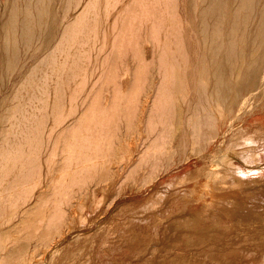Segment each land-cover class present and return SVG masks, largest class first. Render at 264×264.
Wrapping results in <instances>:
<instances>
[{"label":"rangeland","instance_id":"rangeland-1","mask_svg":"<svg viewBox=\"0 0 264 264\" xmlns=\"http://www.w3.org/2000/svg\"><path fill=\"white\" fill-rule=\"evenodd\" d=\"M6 1L7 0H0V4L4 5L6 4ZM62 1L64 0H53L52 12L56 17V29L54 30L56 37L55 39L53 37L46 40V46L48 48L50 47V49L54 48L55 45L59 42L61 31L64 25L73 17H75L80 9L78 7L76 8V10L74 9L66 13L62 5ZM84 1L85 0H83V2ZM181 1L183 0H180V2ZM236 1L238 0H230V3L234 5L233 2L236 3ZM54 2L56 3L54 4ZM128 3H130V0H97V30L95 31V33H97V36L95 37L96 34L94 35L92 33L91 38L89 39L90 41L88 40L85 43L86 45H84V49L87 50L85 56L86 54H88V56L90 55L89 58L91 57V59H84L86 63L85 66L88 64L89 69L88 65L87 68L84 67V70H86V72H82L83 76L79 75L78 77H76L72 82H70L69 85L66 86L64 90L65 112L69 110L71 104H75L77 106L76 113L80 111L84 112L87 107L90 108L91 106H94V108H91L95 110L92 111L91 108L90 110L87 109L88 112H86V114L89 113V115L93 117H91L92 119L90 118L91 121L96 122L99 117L101 120H98V125L95 122H90V120L86 121L85 124L89 126L90 124H88V122H90V126H93L92 123H94L95 127H93V129L95 130L97 128L95 131H97V133L100 132L97 137L100 134L103 135H100L102 137H98L99 140L97 138L98 144H96L97 146H95L97 148L98 146H101V148H99L101 149L100 151L105 149L106 151L109 150L107 152L104 151L99 154L101 157L98 156V163L96 161V156L94 155V157L92 155L93 151L91 152L90 150L91 154L89 153V157L91 155L90 158L92 159H89V163L88 161L85 162V167L87 166V164H90V166H87L86 168L83 167L85 170H81L80 173H78L79 171L73 172L75 171L74 169L72 172H69L71 169H68L67 173L65 171V173L68 175L65 176V181L67 183L73 181L74 183L72 184L77 183L75 185H79L78 188L80 187V185L82 186L81 188H83H79L81 189L79 190L77 187H75V189L77 188L76 190H78L80 194L79 196H81V194L83 193V197H79L80 199L78 200V202L80 200L82 202L80 201L81 203L79 202L80 204H78L76 200L75 203L78 204V206L81 205L80 207L75 205V209L78 207L76 210H79L80 214H78L79 212L75 211L76 217H74V221L73 223H71L73 224V226H71L72 228L67 225V227L65 226L66 229L62 228L63 230H67V234L63 238L61 237V232H63L61 231L62 229L55 230L52 233L53 235L51 234V237L49 236V238L47 237L45 239L46 241H43L41 239L37 240V236L27 237L26 228L22 229L24 230V233L20 231L22 236H19L20 232L14 234L12 233L11 235H9V238L5 239L7 241L2 240V243L5 242L7 244L6 245L4 243L6 246H10L13 248L19 245H26L25 247H22V249L27 247L28 248L22 250L20 248L21 246L19 247L23 256L20 255V252L19 256L17 255L18 253L14 255L9 253L8 255L7 251L5 252L2 250L1 252L0 249V264H7L5 262L3 263V261L6 260L9 261L8 264H20L21 262V264H37L39 259L36 256H38L42 251L40 247L42 246L43 248V246H47L46 244H50V241L53 242L51 244H54V247L58 246V254H61H59L60 257L57 260L56 264H264V246L261 247L262 245L259 243L258 249H254L256 247L253 248L252 244L247 246L245 245L243 247V245H237L238 241L236 240L240 238V235H238V233L236 232L237 227L245 228L246 226L250 225V223L256 218H259V222H262L264 218V82H262L260 79L258 80L257 78V80L253 81L250 84L241 85L237 90H235L236 96L233 95V97L228 101H226L224 98L223 103L219 102L216 98H213V102H211V110H213L212 113L214 118L213 126H207L209 123L207 125L201 124L202 126L199 128L200 132L196 134L191 133V125L186 122L187 120L184 121L183 119V117L185 116L184 113H186L187 109V101H192V99H194L193 101L195 102L193 103L192 101V105H196L197 102V95L195 97L196 92L194 93V90H192L194 87V83L193 81H191L192 84L190 82H187V85L190 86V89H178L179 91H176L174 98L175 104L177 105V115L179 117H182L181 119L183 121L179 119V117L175 118L176 120L170 119L166 122L164 121V119L159 120L160 117H157V114H159L160 112H155L156 110L158 111L159 106V100H157L159 99V97H157L158 92L156 88H158V86L161 84L160 79H164L162 73L163 68H160L159 64V53L161 51V48L163 47H161L163 43L160 42H163V37L161 34L160 39L162 41L158 39L159 36L155 39H150L147 37V40L145 41V37H143L145 35H142V40L144 41L142 42V44H139L140 54L138 55V53L136 52L138 55L136 57L134 54L135 47L130 42L131 29L130 19L128 18L131 17L132 9L128 8ZM184 3L188 4L187 0L181 2L182 7H180V13L181 10H184ZM185 7L187 8V6ZM187 9L189 10V8ZM185 10L181 13L184 18H186L187 15L189 17L193 15V13L189 12L190 10ZM184 12H186L187 15H185L186 13ZM139 14L141 15L140 9ZM142 15L141 18L142 20L144 19L142 23L146 25V19L142 17ZM252 15V17H255V21L254 19L251 20V16H249L248 21L252 24H255L257 22V14L255 12ZM142 23H140V26L145 34L147 33V31L145 29V26H142ZM251 23H248V25H250ZM58 24L62 27L60 26V28H58ZM255 25H257V23ZM255 25L251 26L254 27ZM90 42L91 44L89 45ZM93 43L95 44L93 45ZM185 43L187 46L190 44V46L193 48L191 49L190 46H188L189 52L192 53L191 57L196 56V54L201 52L200 49L195 47L196 45L193 44V41L190 42L189 40H187V42L185 41ZM168 48L169 50H171L170 48L173 47L172 45H168ZM193 52L195 53V55ZM38 56L41 57L42 54L40 53ZM38 56L36 59L33 58L31 60H26L25 62L27 63L24 64V67L20 72H16L10 75L12 77H9V79H7L8 81L6 80L7 82H5L6 85L4 84V87L2 86L0 92V101L2 98H7L15 88L14 86L19 84L20 80L22 81V79H24V74L39 58ZM57 57L58 63L56 65H53L55 70H53L55 72V74L53 75L55 76H53L51 80H54L55 77H57V75L59 74L60 71H58V69L56 68L59 67V63L64 60L65 52L57 51ZM32 60L35 61L33 62ZM87 60H89V62ZM145 69H148L149 72ZM88 71L89 73L87 75ZM144 74L148 75L149 77H146ZM150 76L154 81L150 79ZM170 77L168 76V78ZM182 77H184V79L189 78V76ZM13 83L15 85H13ZM92 85L94 86L93 88ZM130 85L132 88L130 87ZM81 87L83 90L81 89ZM133 87L136 88L133 89ZM117 91L118 93H116ZM53 92L54 91L50 90V100L54 98V96H57L55 95L57 93L54 94ZM74 94L75 99L70 98ZM150 94L154 95L150 96ZM84 97H86L87 99L84 100ZM68 98L70 100H68ZM119 99H121L120 102ZM132 99L133 101H135L132 102ZM185 99L187 100L185 101ZM73 100L77 102L72 103ZM112 100L113 102L115 101L116 107L115 105L113 106L115 108L118 107V109H115V113L113 114V116L112 111L114 110V108L112 109L113 106L110 107L113 103ZM147 100H149L148 102L150 103H154V105L146 103ZM176 101L179 103V107L182 105V109L181 107H178V103ZM8 103L10 104V102L7 101L6 104L8 105ZM123 103L125 105H122ZM84 104L86 105L84 106ZM136 104L137 107H139L138 109H140L142 106L145 107V105L143 104H146L147 108L145 107V111H143V107L142 110H138L136 109ZM204 104L208 106L207 102H205ZM5 105L0 106V108H3ZM149 105L153 107H151L153 110L149 107ZM155 105L156 107H154ZM220 105L221 107H219ZM105 106H107V108H105ZM123 108L126 112L122 110ZM106 109L111 112V114L109 112V114L107 115L111 116L112 118L104 115L105 112H107L105 111ZM178 109H180L181 112L178 111ZM100 110H104L105 112H101V114L99 115L98 112L100 113ZM130 110L131 112L129 113ZM116 111L119 112L117 113ZM122 111L124 113H122ZM136 111L138 113L142 112L144 114L142 120L138 119L141 117L136 113ZM90 112H94L96 114H90ZM202 112L204 113V110H202ZM76 113L69 116L64 122H62L59 125L60 128L67 125L68 121L70 122L73 118H75ZM133 113L135 114V116L132 117ZM180 113L184 116L180 115ZM97 114L99 115V117ZM101 116L107 117H104V119L109 122L107 123V125L109 124L108 127L117 126L118 130L115 129V135H119L121 133L118 138L116 136H111L114 135L115 130L111 132L114 127L112 129L106 128V122H104V120L102 119L103 117L101 118ZM108 117L111 119L109 120ZM114 117L117 120L114 119V121ZM127 117L131 118L129 119ZM178 119L179 122H176L178 121ZM161 121H164V123H162ZM151 123H153V125ZM100 126L104 127V129H101V131L99 129ZM137 126L140 127L138 128ZM149 126H151L152 128ZM136 127L138 129H136ZM109 130L111 132H109V134L111 135L107 133V131ZM102 131L104 133H107L108 135L106 134L105 136ZM150 132L152 133V135ZM93 133V131H90V134ZM160 133L161 135L167 134V136H165V138L162 137L160 141L159 138L157 141H155L157 139V135ZM161 135H158V137H160ZM104 136L108 141L106 140V138L103 139ZM107 136H111L113 138L112 141L115 144L111 142L112 138H109ZM100 138L103 140H100ZM116 138L119 140H117ZM196 138L198 141H195ZM104 140L106 142H104ZM107 142H110L108 143L110 145L113 144L112 146L116 145L115 147L120 145L119 149L118 147L116 149L114 147V149H118L119 152L115 151L113 147V150H111L110 146L109 148L107 146L105 147V145H108ZM157 142L159 145L158 147L161 146L162 148L159 153H156L157 150H153L157 145H155L154 143ZM145 143H147L148 145ZM140 144L142 146H140ZM149 144L152 145L149 147ZM58 145L57 154H59L53 156L54 160L58 161L57 163L55 162V164H60V162L62 163L61 158L62 156L66 155V152L63 151L62 143L60 142ZM153 146L154 148H152ZM131 147L134 148L131 150ZM121 148L123 149V151ZM148 148L149 150H147ZM151 148L152 150H150ZM143 149L145 151L144 153L141 152V150L143 151ZM163 149L164 151H162ZM129 150L130 153L128 154L127 151ZM137 150L139 152H137ZM115 153L118 156H116ZM224 153L226 157L222 155ZM42 154V158L45 159L44 155L46 153L44 152ZM138 154L139 156H135ZM45 156H47V154ZM133 156L136 158L134 159ZM219 156L223 157L224 159H221ZM227 156L230 159H228ZM44 159H42L41 161L43 175L41 180H44L45 176L47 175L46 173H48V168L46 169L48 163H46V160L44 161ZM134 160L137 161L135 162ZM217 160L219 161V165H217ZM225 160L230 161H227L226 165L223 163L220 164ZM79 162L80 161H76V159H74L71 160L70 164H72V166H76L78 164L79 166H81ZM53 163V166H57ZM150 163L151 165L149 166ZM228 163L232 164L230 165ZM91 164H95L94 167ZM116 164H121V166H123L122 164H124L123 168L118 172L119 174H115V169L111 168L112 166H117ZM82 165H84V163ZM100 165L104 169L105 167H108L107 172L104 171L103 168L99 167ZM131 165L134 168L131 167ZM210 165L212 167L209 169ZM227 165H229L228 169H226ZM232 165H235L236 169L232 170V168H230L232 167ZM126 166H128L129 168H127ZM214 166L215 169H213ZM91 167V173L93 172V175L90 173ZM124 167L128 169L127 172H125L126 170L124 169ZM108 169H110V171H108ZM129 169L131 170L129 171ZM220 169L223 172H221ZM225 169L230 170V172L232 171L231 173L229 171L227 172L229 173V177ZM210 170H216L215 173L217 172V174L213 172L212 175V172ZM100 171L102 173H100ZM133 171H135L134 175H127L128 172L129 174H133ZM233 172L235 173L234 175ZM76 173H78L79 175ZM219 174H221L222 176ZM90 175L93 178H91ZM103 175H105L106 177H103ZM74 176L77 180H72L73 178H75ZM230 176H236V182H241L240 180L242 179H244L245 181H250L251 186L249 185V189H246L248 187L247 184H236L235 181L232 182V180H234V177L232 178ZM68 177L72 181H70ZM79 178L83 179L81 180ZM113 179L114 181H112ZM39 185L40 188L35 189L33 192L34 195L31 198V203L36 201V197L43 190V183L40 182ZM39 189L40 191H38ZM52 196L51 199L54 196H58V194L54 195L53 197ZM230 199L232 200V203H226V201ZM46 203L48 204L45 205V207L47 206L48 208L46 207V209H49L51 207V200L49 199L48 201H45V204ZM15 205L16 203H9L6 213L10 212L11 214V210L16 211ZM13 212L12 214L14 215V213L16 212ZM258 214L259 217H257ZM3 221L5 220L0 218V223ZM8 224V222H5L3 226ZM109 225L118 228L116 229L117 231L115 230L114 232H112V230H110V227H108ZM133 232H139L140 234L139 236L137 235L138 237L135 236L132 238ZM23 234L26 236H24ZM18 236L21 238L23 237L24 239H19ZM218 236H223L222 240H225L224 242H231L232 239L236 241H234V243H231L233 245L229 248H216L214 237L219 238ZM16 237H18V240L16 239ZM262 237L264 238V234L259 235V242ZM139 238L141 241L139 240ZM25 239H28V242ZM240 239H242L241 241H239L241 243L246 241L253 243V241L245 240V237ZM16 240V243L18 245H15L16 243H14V241ZM139 242L146 245L145 252L141 253L140 255L135 253V248H137V244L139 245ZM19 248H15L16 251H19ZM49 253L51 254V252ZM49 253L46 255V260L48 261L51 260L49 259V257L52 256V254L50 255ZM1 255H3V258L1 257ZM15 255L17 257H14ZM147 257L153 258V262L145 261ZM5 258L7 259L3 261L1 260Z\"/></svg>","mask_w":264,"mask_h":264},{"label":"bare ground","instance_id":"bare-ground-1","mask_svg":"<svg viewBox=\"0 0 264 264\" xmlns=\"http://www.w3.org/2000/svg\"><path fill=\"white\" fill-rule=\"evenodd\" d=\"M183 1H181V2H183ZM62 2H63L62 5H63L66 13H68L69 11H72L74 9L76 10V8H78V7L80 9H79V12L77 13V15L75 17H73L69 22H67L64 25V27L62 28V31H61L60 40L55 45V47L52 49H50V47L48 48L46 46V44H47L46 40L49 38H53V37L55 39V37H56L55 32H54V30L56 29L55 28L56 17H55V14H53V12H52L53 0H7L6 4H4V5L0 4V92H1L2 86L4 87V84L6 85L5 82L8 81L7 79H9V77H12L10 75L13 73H16V72H20L23 69L24 64L27 63V62H25L26 60H28V59L31 60L33 58L36 59L40 53L42 54L41 57L38 56L39 58L36 61L32 60L33 62L34 61L35 62H34V64L31 63L32 65L30 66L28 71H26V73L24 74V79H22V81L20 80V83L17 84L16 86H14L15 87L14 89L12 88L13 90L8 95L7 98H2L0 101V106L5 105L7 101L10 102V104L8 103V105L6 104L3 108H0V123H1V128H0V218L5 220V221L0 223V249H1V252H2V250L5 252L7 251L8 255H9V253H11L13 255L18 253L17 255L19 256V252H20V255L23 256V254H21L20 248L22 249V247L26 246L25 244L21 243L25 246L19 245V246H15L13 248L10 246H6L7 244L5 242L4 243L6 245L4 243H2V240L9 238V235H11L12 233L13 234L19 233L20 231L23 232L24 230H22V229L26 228L27 237L28 236L29 237L37 236L38 237L37 240L41 239L43 241H46L45 239L47 237L49 238V236L51 237V234L55 230L65 228L66 225L70 226V227L73 226V224H71V223H73V221H74L73 219H74V217H76V212H75V211H77L76 209L81 206V205L78 206V204H80L82 201L80 200L81 202L79 201L80 202L79 203L78 200L80 199L79 197H81V196L83 197V195H82L83 193L81 192L82 194H81V196H79L80 194H79L78 190H76L79 185L76 186L75 184H77V183L72 184V183H74L72 180H74V179L77 180L75 176H74L75 178H73L72 180L69 178L70 176L68 177V179H70V181H72V182L67 183L65 181V178H66L65 176H68L66 173L68 172V169H71L69 172H72L74 169L75 171H73V172L79 171L78 173H80L81 170H85L84 168H86L87 166H90V164L89 165L87 164V166L85 167V164H86L85 162L88 161V163H89V159H92V158H90L91 155L89 157L90 150H91V152L93 151L92 155L96 156V161H97L98 156L101 157L99 154L106 151V149L100 151L101 149H99V148H101V146L100 147L98 146V148L96 147L97 146L96 144H98L97 142L99 140L98 137H102L103 135L100 134L102 136L99 135L97 137V135L100 132L97 133V131H95L97 128L95 130L93 129V127H95L94 123H92L93 126H90L91 125L90 122H95V121L90 120V118L92 116H90L89 113L86 114V112H88L87 109L90 110V108L91 107L94 108V106L90 105L91 107L90 108L87 107V109H85V107H84V109H85L84 112L80 111V112L76 113L77 106L75 104H71V106L69 107V110H67L66 112L64 111V105H65L64 90H65L66 86L69 85L70 82H72L76 77H78L79 75L83 76V73H82L83 71L86 72V70H84V67L87 68L88 64L85 66V64H86L85 58L88 59L90 55L88 56V54H86V56H85V53L87 52V50L84 49V45H86L85 43L91 38L92 33L94 35L96 34L95 37L97 36V33H95V31L97 30V0H85L84 2H83V0H64ZM181 2H180V0H130V3H128V5H127L128 8L132 9L131 17L128 18V19H130V29H131V36L130 35L129 36H130L131 44L135 47V50H134L135 53L134 52L133 53L137 57L140 54L139 44H142V42L144 41V40H142V35H145V36H143V37H145V41L147 40L146 39L147 37L150 39L151 38L155 39L158 36H159L158 39L160 41H162L160 39V36L162 34L163 42H160V43H163L161 45V47L163 46L162 47L163 49L161 48V51L159 53V55H160V58H159L160 63L159 64H160V68L161 67L163 68L162 73H163L164 79L163 80L160 79L161 84L158 86V88H156L157 92H158L157 97H159V99H157V100H159V106H158V111L156 110L155 112H157V113L160 112L159 114H157V117H160L159 120L164 119L165 122L167 120L169 121L170 119L178 118L179 116L177 115V111H176L177 105L175 104V100H174L176 91H179L180 89L182 90L185 88L190 89V86L187 85V82L191 83V81H193L194 87L192 86L193 87L192 90H194V93L196 92L195 97L197 95L196 105L191 104L194 99H192V101L188 100L187 106H186V108H187L186 113H184L185 116L182 115L181 113H180V115L184 116L183 117L184 121L187 120L186 122H188V124L191 125V128H192L191 133L196 134V133L200 132L199 128L202 126L201 124L207 125L209 123L207 126H210V127L213 126V123H214L213 119L214 118H213V113H212L213 110H211L212 109L211 102H213L212 101L213 98L214 99L216 98L219 102L223 103L224 98L226 101H228L233 97V95L236 96L235 90H237L241 85L250 84L253 81L257 80V78H258V80L260 79L262 82H264V0H238V1H236V3L233 2L234 5L231 4L232 1L230 3V0H187L188 4H186V3H184V4H185V6H187V8H189L190 11L183 4L182 5L184 7V10L186 8V10L193 13V15L191 16V14H190L191 17H189L187 15V13L184 12V13H186L185 15H187L186 18H184L183 15L181 14L184 10L183 11L181 10V13H180V9H181L180 7H182ZM55 3L56 2H54V4ZM139 9L141 11V15L143 13L142 17H144L146 19L145 20L146 25H144L142 23L144 21V19L142 20L141 15L139 14ZM54 12H55V10H54ZM255 12L257 14V16H256L257 25H255L256 23L252 24L251 22L248 21L249 16H251ZM252 16H251V20H253L255 18ZM254 21H255V19H254ZM140 23H142V26L143 25L145 26L147 33L144 34V31H142ZM248 23H251V24L248 25ZM251 25H255V26L252 27ZM60 26L61 25H59L58 28H60ZM141 31H142V33H141ZM187 40H189L190 42L193 41V44L196 45L195 47L200 49V51H201L198 54H196V56H193L195 58L191 57L192 53L189 52V48H188V46H190V44L187 46L185 43V41L187 42ZM95 43H93V45ZM90 44H91V42L89 43V45ZM93 45H92V47H93ZM168 45H170V46L172 45L173 48H170L171 50H169ZM190 48L193 49L191 46H190ZM191 49H190V51H191ZM57 51L65 52V58H64V60H62L59 63V67L56 68L60 72L57 75V77H55L54 80L52 79L53 80L52 81L51 78L53 76H55V75H53V74H55V72H54L55 70H54L53 65H56L58 63ZM136 52L138 53V55ZM194 55H195V53H194ZM89 59H91V57ZM87 61L89 62V60H87ZM132 67H133V65H132ZM158 68H159V65H158ZM88 69H89V65H88ZM145 70L148 71V69H145ZM56 73H57V71H56ZM88 73H89V71L87 72V75H88ZM146 74H144V75L147 77L149 75V73H148V75H146ZM168 76L169 77L171 76V77L168 78ZM182 76H185V77L189 76V78L184 79V77H182ZM160 77H162V76H160ZM150 79L152 80L151 76H150ZM152 81H154V80H152ZM75 82H76V80H75ZM144 83H145V81H144ZM13 85H15V84L13 83ZM93 85H95V84H93ZM93 85H92V88L94 87ZM130 87H131V85H130ZM135 88L133 87V89H135ZM151 88H152V86H151ZM81 89H82V87H81ZM50 90L54 91L53 92L54 94L57 93V94H55L57 96H54V98H52L51 100H50V97H51L50 96ZM118 91H119V89H118ZM118 91L116 93H118ZM225 91H227V92H225ZM128 92H129V90H128ZM134 92H135V90H134ZM151 95H154V94H150V96ZM146 96H148V95H146ZM74 97H75V94L70 98L75 99ZM195 97H193V98H195ZM116 98H115V100H116ZM83 99L85 100L87 98L84 97ZM68 100H70V99L68 98ZM120 100L121 99H119V102H120ZM145 100H146V98H145ZM186 100L187 99H185V101ZM134 101L132 99V102H134ZM142 101H143V99H142ZM148 101L149 100H147L146 103H150ZM74 102L76 103L77 101L73 100L72 103H74ZM86 102H88V101H86ZM95 102H96V100H95ZM112 102H113V100H112ZM194 102L195 101H193V103ZM205 102L208 103L207 104L208 106H206L204 104ZM219 102H218V105H219ZM150 104L154 105V103H150ZM184 104H185V102H184ZM85 105L86 104H84V106ZM93 105H94V103H93ZM113 105H115V101L112 103V105L110 107H112ZM122 105H125V104L123 103ZM143 105H145V107L147 108L146 104H143ZM218 105H217V107H218ZM97 106H96V108H97ZM115 107H116V105H115ZM115 107L114 106L112 107V109L114 108V110L112 111V116L115 113V109H118V107L117 108H115ZM136 107H137V104H136ZM142 107L140 108L141 110H142ZM145 107H143V111H145L144 110ZM149 107L151 108L152 106L149 105ZM154 107H156V105ZM178 107H179V103H178ZM180 107L182 109V105ZM219 107H221V105ZM103 108H104V106H103ZM105 108H107V106H105ZM133 108H131V109H133ZM138 108L139 107H137L136 109H138ZM140 109H138V110H140ZM93 110H95V109H92V111ZM120 110H121V107H120ZM122 110H124V108ZM152 110H150V111H152ZM202 110H204V113L202 112ZM105 111H107L108 113ZM105 111L100 110V113L98 112V114L100 115L101 112H103V113L105 112L104 115H107L110 112L107 109ZM178 111L181 112L180 109H178ZM130 112H131V110L129 111V113ZM75 113H76V117L75 118L72 117L73 119L70 122L68 121L67 125L62 126L60 128L59 125L62 122H64L69 116H71ZM91 113H94V112H90V114ZM122 113H124V112L122 111ZM136 113L139 114L141 117L138 119L142 120L144 114L142 112H141L142 114L138 113L137 111H136ZM94 114H96V113H94ZM94 114H92V115H94ZM110 114H111V112H110ZM99 115H98V117H99ZM107 116H109V115H107ZM129 116H130V114H129ZM133 116H135L134 113H133L132 117ZM104 117L105 116H101V118L104 120V122H106L105 125H107V123H109V122H107L104 119ZM109 117H111V116H109ZM115 117L113 118V120L117 118V117L116 118ZM105 118H107V117H105ZM111 118H109V120ZM119 118H120V116H119ZM127 118L130 119L131 117H127ZM181 118L182 117H179V119H181ZM96 119H94V120H96ZM99 119H100V117L95 122L97 125L99 124V121H98ZM149 119H151V118H149ZM179 119L176 122H179ZM89 120H90V122H88V124H90V125L88 126L85 124V122L89 121ZM97 121H98V123H97ZM136 121H137V119H136ZM164 121L163 122L161 121V122L164 123ZM100 122H103V121H100ZM153 123H151V124L153 125ZM180 123H181V121H180ZM108 125L105 127L109 128V129H112L114 127L111 132H113L115 129L118 130L117 126L108 127ZM159 125H161V124H159ZM101 126L99 128L100 131H101V129L102 130L104 129V127H101ZM146 126H145V128H146ZM151 126H149V127H151ZM154 126H157V125H154ZM137 127H136V129H138L140 126L138 128ZM164 129H165V127H164ZM116 130L114 132V135L109 134L110 130L107 131V133L111 136H116L118 138V136L121 135V133L119 132L120 133L119 135H115ZM90 131H93L94 133L90 134ZM153 131H155V130H153ZM141 132H143V131H141ZM107 133L103 132V134L105 136ZM117 133H118V131H117ZM123 133H125V132H123ZM167 133H169V132H167ZM151 135H152V133H151ZM158 135H161V133ZM158 135L156 137L157 139L154 137L156 139L155 141H157L158 138L160 141V139L162 137L165 138V136H167V134H162L160 137H158ZM105 136L103 137V139L106 138ZM198 136H199V134H198ZM107 137H109V136H107ZM97 138H98V140H97ZM103 139L100 138V140H103ZM106 140H107V138H106ZM112 140H113V138L111 139V142L113 143ZM117 140H119V139H117ZM125 140H127V139H125ZM196 140H197V138L195 139V141ZM60 142L62 143L63 151L66 152V155L62 156V158H61L62 163L60 162V164L59 163L55 164V162L57 163L58 161H55L53 156L59 154V153L57 154V152H58L57 145ZM104 142H106V141L104 140ZM116 142H118V141H116ZM158 142L154 143L155 145L157 144L155 149H153V150H157L156 153H159L160 150L162 149L161 146L158 147L159 146ZM161 142H162V140H161ZM164 142H163V145H164ZM108 143H110V142H107V144ZM113 144H115V143H113ZM145 144H147V143H145ZM152 144H149V147ZM112 145L108 144V145H105V147L107 146L109 148V146H110L111 150H113L116 145L115 146H112ZM136 145H138V144H136ZM119 146L120 145L117 146L118 149L120 148ZM140 146H142V145L140 144ZM154 146L152 148H154ZM112 147H113V149H112ZM117 147H115V149ZM133 148L134 147H131V150ZM152 148L150 150H152ZM118 149L115 151H118ZM144 149H143V151L141 150V152L144 153L145 152ZM60 150H61V148H60ZM111 150H110V152H111ZM147 150H149V148ZM63 151H62V153H63ZM107 151H109V150H107ZM122 151H123V149H122ZM162 151H164V149ZM44 152L47 154V156H45L46 154L44 155L45 159L42 158V155H43L42 153H44ZM127 152L129 154L130 150ZM137 152H139V151L137 150ZM154 153H155V151H154ZM112 154H114V153H112ZM115 155H116V153H115ZM222 155H224V157H226L225 153ZM116 156H118V155H116ZM135 156H139V154L135 155ZM228 156H227V158H228ZM133 158L135 159L136 157L133 156ZM137 158H139V157H137ZM148 158H150V157H148ZM220 158L222 159L223 157H220ZM227 158H225V159H227ZM42 159H44V161L46 160L45 162L48 163L47 164L48 166L46 167V169L48 168L47 169L48 173H46L47 175L45 176L44 180H41L42 176H43L42 175V162H41ZM74 159H76V161H80L79 163L81 164V166H79V164L76 166L75 165L72 166V164H70V162H71V160H74ZM103 159H101V160H103ZM126 159H128V158H126ZM146 159H147V157H146ZM160 159H161V157H160ZM228 159H230V158H228ZM98 160H100V159H98ZM158 160H159V157H158ZM227 161L229 162L230 160H227ZM227 161L226 160L223 162L220 161L221 162L220 164L223 163L226 165ZM94 162H95V160H94ZM218 162L219 161L217 160V163ZM52 163L57 165V166H53ZM76 163H78V162H76ZM83 163H84V165H82ZM97 163H98V161H97ZM228 164L231 165L232 163H228ZM91 165L94 167L95 164H91ZM122 165L124 166V164H122ZM132 165H131V167H133ZM150 165H151V163L149 164V166ZM217 165H219V163ZM123 166H121V164H119L117 166H112V167L110 166V167L112 169H115L114 170L115 174H119L118 172L120 171V169L123 168ZM128 166H126V167L129 168ZM99 167H101V165ZM211 167L212 166L210 165L209 169ZM228 167H229V165H227L226 169H228ZM101 168H103V167H101ZM107 168L108 167H105V169L103 168L104 171L107 172ZM133 168H132V170H133ZM230 168H232V170L236 169L235 165H232V167H230ZM96 169H97V166H96ZM110 169H108V171H110ZM124 169L126 170L125 172L128 171V169H126L125 167H124ZM213 169H215V166L213 167ZM93 170H94V168H93ZM130 170L131 169H129V171ZM230 170H226V173L228 171L230 172ZM65 171H66V173H65ZM91 171H92V167L90 168V173H91ZM104 171H103V173H104ZM135 171H136V169H135ZM135 171H133V174H131V173L129 174V172H128L127 175H134ZM215 171L214 170L211 171L212 175H213V172L215 173ZM220 171H221V169H220ZM221 172H223V171H221ZM78 173H76V174H78ZM100 173H102V172L100 171ZM68 174H70V173H68ZM71 174H73V173H71ZM76 174H74V175H76ZM215 174H217V172ZM227 174L229 177V173H227ZM234 174L235 173L233 172V175ZM101 175H100V178H101ZM219 175H221V174H219ZM83 176H81V177H83ZM104 176L105 175H103V177ZM224 177H226V176H224ZM230 177H232V176H230ZM233 177L232 178L234 180L231 179L232 182L235 181L236 176H233ZM91 178H93V177L91 176ZM151 178H152V176H151ZM79 179L82 180L83 178H79ZM105 179H108V178H105ZM109 179H110V177H109ZM114 179L112 181H114ZM81 180H79V181H81ZM88 180H90V179H88ZM240 181L241 182H239V181L238 182L235 181V182H236V184H240V183L241 184H247L248 187L246 189H249V185L251 186L250 181H245L244 179H242ZM40 182L43 183L44 188L42 187L43 190L36 197V201L31 203V198L34 195L33 192L35 189L40 188L39 187ZM95 182H97V181H95ZM225 182H227V181H225ZM79 183H81V182H79ZM110 183H111V181H110ZM82 185H84V184H82ZM75 187H77V188L75 189ZM81 187L82 186L80 185L79 188H81ZM252 187H253V185H252ZM81 189H83V188H81ZM81 189H79V190H81ZM38 191H40V189ZM83 192H84V190H83ZM56 194H58V196H54ZM51 196L53 197L52 199H51ZM45 199L51 200V207L49 209H46L47 206L45 207V205H47L50 202L45 204V201H48ZM81 199H83V198H81ZM76 200H77L78 204H75ZM231 201H232L231 199L227 200L226 203H232ZM9 203H12V204L16 203V205H15L16 211L11 210V214H10L9 210H8L9 213H6V210L9 206ZM75 205L78 206L76 209H75ZM16 206H17V208H16ZM81 210H82V208H81ZM13 211L16 213H14ZM12 212L14 213V215L12 214ZM77 212H79V210ZM78 214H80V212ZM257 217H259V214ZM77 218H79V217H77ZM5 222H8L9 224L3 226V224ZM108 227H110V230H112V232H114L116 229H118V228L113 227L112 225H109ZM61 231H63V232H61ZM61 231H60L61 235H62L61 237L63 238L66 236L67 230L62 229ZM236 232L238 233V235H240V238L245 237L246 238L245 240L253 241V243L247 242V241L241 243L239 241H241L242 239H240V238L236 239L235 238L238 241L237 245H243V247H244L245 245L247 246V245L252 244L253 248L256 247L254 249H258L259 243L262 245L261 247L264 246V238L263 237L260 239V242H259V235L264 234V218H263L262 222H259V218H256L255 220H253L250 223V225L246 226L245 228L237 227ZM139 234H140L139 232H136V233L133 232L132 238L135 236L138 237ZM26 235H24V236H26ZM141 235H142V233H141ZM19 236H22L21 232H20ZM18 237H16V239ZM222 237L223 236L219 237L220 239L214 237V239H215L214 242H216V245H215L216 248H221V249L229 248L230 246L233 245L231 243H234V241H236V240L232 239L233 241L231 240V242H224L225 240L223 241ZM22 238L19 237V239H22ZM141 239H142V237H141ZM17 240L14 241V243H16ZM139 240H140V238H139ZM245 240H243V241H245ZM5 241H7V240H5ZM35 242H36V240H35ZM49 243L50 244H48V243L46 244L47 246H45V247L43 246V248H42V246L40 247L42 249V251L39 253L38 256H36L39 259L37 264H56L57 263V260L59 259L60 255H61L60 253H59L60 255L58 254V251H59V249L57 248L58 246L54 247V244H51V243H53L51 241ZM255 243H257V244H255ZM8 245H10V244H8ZM15 245H18V244L16 243ZM38 246H40V245H38ZM17 247L18 248L20 247L19 251H16L15 248H17ZM27 248H24V249H27ZM245 248H247V247H245ZM24 249H22V250H24ZM135 249H136L135 253L140 255L141 253L145 252L146 245L144 243L139 242V245L137 244V248H135ZM32 251H34V250H32ZM49 252H51V254H52V256L49 257V259H51L50 261L46 260V255ZM3 255H1V257ZM8 255H6V256H8ZM9 257H11V256H9ZM14 257H17V256L15 255ZM6 259L7 258L1 259V260L3 261ZM9 259H11V258H9ZM149 259H150V261H149ZM153 260H154L153 258H148V257L145 259V261H148V262H153ZM225 261H226V259H225ZM4 262L8 264L9 261L6 260V261H3V263ZM91 264H94V263H91Z\"/></svg>","mask_w":264,"mask_h":264}]
</instances>
